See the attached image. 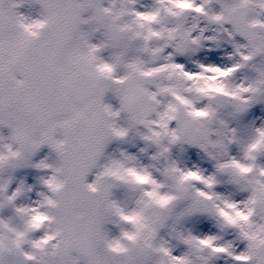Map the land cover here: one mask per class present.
Listing matches in <instances>:
<instances>
[{
  "label": "clouds",
  "instance_id": "9594fccd",
  "mask_svg": "<svg viewBox=\"0 0 264 264\" xmlns=\"http://www.w3.org/2000/svg\"><path fill=\"white\" fill-rule=\"evenodd\" d=\"M95 5L85 16L99 21L84 26L94 50L84 51H92L90 70L110 112L95 119L84 113L75 128L83 147L98 135L110 140L88 182L97 198L110 190L128 217L106 226L112 242L123 245L125 258L147 252L152 264H264V116L250 118L258 106L264 110V0ZM24 8L39 19L38 7ZM212 51L224 53L221 63L198 58ZM53 135L70 154L72 139L62 129ZM44 148L48 153L37 159ZM190 148L199 150V163H189ZM42 160L48 168L28 166ZM59 160L47 145L33 155L7 130L0 133V254L16 257L19 244L41 264L44 251L30 241L57 228L46 198L56 199L53 189L65 183ZM26 169L36 171L34 183L20 175ZM201 218L215 231L198 230Z\"/></svg>",
  "mask_w": 264,
  "mask_h": 264
},
{
  "label": "snow or ice",
  "instance_id": "6c2138e0",
  "mask_svg": "<svg viewBox=\"0 0 264 264\" xmlns=\"http://www.w3.org/2000/svg\"><path fill=\"white\" fill-rule=\"evenodd\" d=\"M26 4L38 7L39 19L21 11ZM95 6V0H0V133L7 130L10 139L21 147L30 146L33 155L45 145L60 155L58 171L65 183L53 189L56 199L46 198L56 213L57 228L54 234L30 241L32 248L44 251L41 264H152L147 252L128 258L120 254L123 245L112 242L106 226L128 217L111 199L110 190L97 198L96 184L88 182L109 138L98 135L83 147L75 128L84 113L95 119L98 113L110 112L102 104L104 89L90 70L92 51H84L86 45L94 50L87 44L92 32L84 26L99 21L85 16ZM240 34L252 39L243 31ZM57 129L72 139L70 154L63 151V141L54 138ZM28 166L49 167L43 160ZM39 179L51 186L46 177ZM16 211L24 214L27 209ZM39 227L29 222V229ZM17 235L23 239L26 232ZM123 236L136 240L128 232ZM17 248L16 257L0 254V264H21L20 257L26 264H36L34 256L19 244Z\"/></svg>",
  "mask_w": 264,
  "mask_h": 264
},
{
  "label": "rangeland",
  "instance_id": "374dc122",
  "mask_svg": "<svg viewBox=\"0 0 264 264\" xmlns=\"http://www.w3.org/2000/svg\"><path fill=\"white\" fill-rule=\"evenodd\" d=\"M22 11L25 10V8L21 9ZM224 53L222 51H212V52H204L201 53L199 55V59H201L204 62H215V63H221L222 62V58H223ZM180 62H185L184 58H180ZM189 67H191V65H189ZM264 116V110L261 109L260 106H258L256 109L253 110V114L250 118H256V117H261ZM115 147V145H112L109 147V151L112 150V148ZM133 151H135V149H133ZM198 149L194 148L192 150V148H190L188 150L187 156L190 158L189 159V163H199V156H198ZM48 153V149L44 148L42 149V151L38 154V156L36 157L37 159H41L43 158L46 154ZM204 166H208L207 164H205ZM22 177H26L27 181L29 183H34L36 180V171L32 170V169H26L23 170L22 173L20 174ZM195 223V227L203 232H210V231H215V229L213 228V225L210 221L206 220V219H199L197 221L194 222Z\"/></svg>",
  "mask_w": 264,
  "mask_h": 264
}]
</instances>
